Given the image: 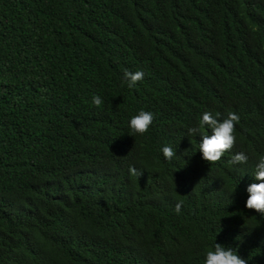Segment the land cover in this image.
Returning <instances> with one entry per match:
<instances>
[{"label": "trees", "instance_id": "16d2710c", "mask_svg": "<svg viewBox=\"0 0 264 264\" xmlns=\"http://www.w3.org/2000/svg\"><path fill=\"white\" fill-rule=\"evenodd\" d=\"M205 111L240 118L214 164L188 135ZM261 157L264 0H0V264H204L215 243L264 264Z\"/></svg>", "mask_w": 264, "mask_h": 264}, {"label": "clouds", "instance_id": "9594fccd", "mask_svg": "<svg viewBox=\"0 0 264 264\" xmlns=\"http://www.w3.org/2000/svg\"><path fill=\"white\" fill-rule=\"evenodd\" d=\"M144 75L143 71L133 73L125 70L123 81L131 89L144 79ZM102 103L103 100L99 95H93L92 104L94 106L100 107ZM154 119L152 112L141 109L130 118L128 126L131 133L144 135L151 128ZM239 119L236 113L230 112L227 118L221 121L210 112L205 111L198 125L188 129V135L200 136L199 152L206 162L209 164L217 163L226 152H230L233 149L236 144V124L239 123ZM206 128L211 130V134L205 131ZM162 153L167 161H171L177 156L176 151L169 146L163 147ZM248 159V156L241 151L231 157L229 164H246ZM129 172L132 176L140 177L142 175V172L138 171L134 166H130ZM254 179L259 181V183H252L246 188L248 198L245 206L264 215V157H261L255 166ZM181 207L182 201L176 203L175 211L177 214L180 213ZM204 264H248V262L232 248L215 243L214 250L206 252Z\"/></svg>", "mask_w": 264, "mask_h": 264}]
</instances>
